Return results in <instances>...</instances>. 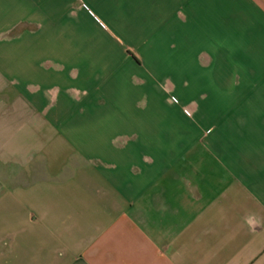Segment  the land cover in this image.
<instances>
[{
    "label": "crops",
    "instance_id": "1",
    "mask_svg": "<svg viewBox=\"0 0 264 264\" xmlns=\"http://www.w3.org/2000/svg\"><path fill=\"white\" fill-rule=\"evenodd\" d=\"M0 264H264V0H0Z\"/></svg>",
    "mask_w": 264,
    "mask_h": 264
},
{
    "label": "rangeland",
    "instance_id": "2",
    "mask_svg": "<svg viewBox=\"0 0 264 264\" xmlns=\"http://www.w3.org/2000/svg\"><path fill=\"white\" fill-rule=\"evenodd\" d=\"M130 77H131L132 89H134L135 86H138L140 83H143V81H144L142 77L140 79V76L137 73H132ZM148 77H150V76H148ZM159 83H160V87L162 88L161 93H163L164 98L169 99L172 103H176L172 99H175L176 101H178V97L174 92H172L170 90L172 83H170L169 79L163 80V83L162 82H159ZM179 86H181V84ZM184 91H179V92L185 93ZM184 109L186 110V108H182V110H184ZM189 114H190V112H189Z\"/></svg>",
    "mask_w": 264,
    "mask_h": 264
},
{
    "label": "built area",
    "instance_id": "3",
    "mask_svg": "<svg viewBox=\"0 0 264 264\" xmlns=\"http://www.w3.org/2000/svg\"><path fill=\"white\" fill-rule=\"evenodd\" d=\"M174 102H177L175 99H172ZM183 112H184V114L186 115V116H189L190 114H189V112L187 111V110H183Z\"/></svg>",
    "mask_w": 264,
    "mask_h": 264
}]
</instances>
